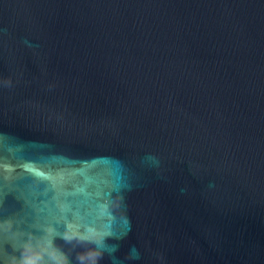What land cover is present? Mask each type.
Here are the masks:
<instances>
[{
  "label": "water",
  "instance_id": "water-1",
  "mask_svg": "<svg viewBox=\"0 0 264 264\" xmlns=\"http://www.w3.org/2000/svg\"><path fill=\"white\" fill-rule=\"evenodd\" d=\"M0 264H264V0H0Z\"/></svg>",
  "mask_w": 264,
  "mask_h": 264
}]
</instances>
